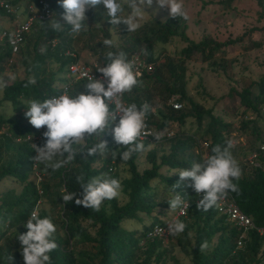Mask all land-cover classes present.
<instances>
[{
    "label": "trees",
    "instance_id": "trees-1",
    "mask_svg": "<svg viewBox=\"0 0 264 264\" xmlns=\"http://www.w3.org/2000/svg\"><path fill=\"white\" fill-rule=\"evenodd\" d=\"M36 1L16 0L15 2L26 6ZM234 1L237 0H223L220 4L223 8L228 9ZM254 1L260 8H263L264 0ZM46 2L49 5L52 4L53 7L51 8L56 9V13H53V19L61 23L64 29L54 31L50 25L51 21L38 23L42 27L39 26V29L32 36L34 41L29 51H26L25 55L20 54L19 56L20 66L24 69V78L12 81L6 88L1 90L0 104H8L15 113L13 118L6 119L0 116V129L5 130V135L3 134L2 137L3 139H9L10 143L18 145L20 149L10 156L5 164L1 165L0 163V183L4 180H13L21 188L18 193L13 192L12 189L0 193V264H24L18 236L26 234L27 229L24 224L36 207L37 202L47 196V185L43 180L39 186L41 195H38L34 181L31 179L32 151L29 145L26 142H14V139L23 138L34 131V127L24 115L28 107L27 101L31 99L43 101L58 94L56 84L54 85L56 82L55 77L64 73L66 65L73 62V60L63 57V52L67 47L74 49L73 43L79 41L76 34H71V26L65 24L61 19L64 9L60 7V0ZM0 16H4L1 10ZM55 17L60 19L57 20ZM140 30L142 32L141 40L148 53L146 64H150L151 68L148 72L142 70L138 78L140 81L138 85L140 83H150L151 80L159 82L158 72L161 65H156V68H153L157 60H153L150 54V49L155 43L166 44L170 39L177 38L184 44V47L179 51L177 61L166 64V72L170 83L167 82L163 85L164 91L169 96H177V99L173 101L179 103L181 108L177 111L172 110L169 106L165 109L161 108L157 111V115L155 112L161 124L156 125L154 117L151 118L152 126L157 129L159 127L163 128L169 123H176L181 126L185 119H193L196 130L201 133L208 145V158L213 154V147L219 145L223 148L227 145V135L230 133L231 125L225 123L220 117L214 116L211 110L203 109L187 97L183 82L185 73L183 62L192 55H198L201 63L215 66L216 56H221L224 59L227 46L237 44L245 52L258 48L259 45L251 41L244 45L247 34H243L232 41L228 40L223 44H218L210 39H202L195 43L185 36L184 20L181 17L173 19L170 16L162 23L157 20H150ZM53 40H56L58 44L51 48L50 42ZM28 42L23 39L21 46L25 44L28 46ZM36 42H41L40 48L42 51L40 53L36 51ZM2 47L0 62L9 58V49L7 46ZM129 47L133 46L130 45ZM4 49L5 51H3ZM19 51L20 49L17 53ZM122 51L127 53L128 60L133 55L132 51L128 49ZM48 61L57 65L55 71L48 72L47 66H45ZM107 62L106 56H104L101 59V64H96V72L99 67L104 66ZM30 78H34L36 83L29 84ZM86 84L85 82L72 84V91L70 89L68 91L69 95H76L79 92L86 93L87 90L84 88ZM138 85L134 86L131 92L135 91ZM129 93L124 94L126 104L135 103L139 107L141 103L146 102L137 103L136 99L131 100ZM231 95L237 98L238 105L243 111L242 114L249 111L257 119L262 120L264 125V73L255 83L239 92L230 88L228 96ZM241 127L243 129L250 127L255 134L254 121H242ZM42 134L43 132H40L39 146L44 143ZM196 140L194 137L176 140L169 146L168 153L159 157L158 163L154 154L147 155L150 167L138 172L136 170V160H138L141 152L133 153L131 159L122 162L119 155L127 148L123 145H117L113 136L104 133L101 135V141H107L108 151L105 153L107 161L101 163L99 167H96L99 154L87 156L80 154L78 151L76 158L64 167L55 171L46 170L45 174L48 177L46 181H55V185L62 187L63 195L76 192V198L81 199L82 189L77 183V176H83L84 182L103 174L116 179V176L112 175L115 170L110 171L111 167L115 168V163L123 165L128 173V177L120 183L121 192L126 197V201L121 205H117L114 199L107 200L108 212L103 207H100L99 211H95L85 208L83 205H77L75 198L68 204H65L61 199L57 223L62 228L64 243L55 241L58 247L49 253L51 264H149L151 260L156 263L161 256L158 249H163L161 242L157 239L146 240L143 243L141 241L153 224L165 222L174 214L175 210L170 211L169 215L166 216L163 210L167 208L155 202L150 186V183L154 180L167 188L172 193V197L178 193L188 199L186 216L178 220L184 222L185 219H188L190 222L186 225L184 232L179 234V237L184 236L191 246L190 264H259L260 259L264 257V235L259 237L254 232L248 233L242 247L236 250L235 240L239 235V231L224 222L223 218L216 213L215 207L208 211L198 209L199 199L195 204L197 200L196 192L189 187L192 182L190 180L180 181L179 175L175 174L178 170L190 169L193 162L199 163L197 158H195V161L190 160V155L187 153L195 146ZM95 143H97V140L93 136L86 141V145H73V147L78 150L82 149L86 153L87 149ZM1 155L0 152V159ZM257 163L258 167H251L250 175L240 177L239 180H233L239 190L237 192L229 191L228 194L238 210L250 218L254 226L264 227V153L259 154ZM162 167L166 168L167 175L159 173ZM37 169L42 174L40 164ZM178 183L180 186L175 188L174 185ZM50 203L54 204L55 202L51 201ZM158 208L161 211H156ZM139 215L151 219L147 225L142 226V231L136 233L121 226L126 220H139ZM39 216L40 218L45 217L42 211H39ZM83 222H88L90 227L94 229L92 235L82 227L81 223ZM3 227L4 230H2ZM188 232L191 235L187 236ZM170 237L172 236L169 235L166 242ZM2 240L4 243L1 242ZM205 241L210 246L207 253H204L200 247ZM213 241H215L214 244ZM258 254L261 257L260 259H258Z\"/></svg>",
    "mask_w": 264,
    "mask_h": 264
},
{
    "label": "rangeland",
    "instance_id": "rangeland-1",
    "mask_svg": "<svg viewBox=\"0 0 264 264\" xmlns=\"http://www.w3.org/2000/svg\"><path fill=\"white\" fill-rule=\"evenodd\" d=\"M15 1L16 0H12L15 7L19 8L22 6ZM45 1L50 2V0ZM221 1L223 0H182L184 9L188 15L186 20L182 18L184 20L185 36L187 39L195 43L202 39H210L218 44H223L228 40L232 41L243 34H247L244 39V45H247L248 41H251L257 43L259 47L244 52L242 47L237 44L227 46L225 48L224 59H222L221 56H216L215 66H211L208 63H201L198 55H192L188 60L183 62V67L185 69L183 82L185 85V93L188 98L203 109L211 110L214 116L220 117L225 123L231 125L230 133L227 135V140L231 141L233 144L230 152L233 158L238 162L242 172L241 177H246L251 174L252 168L246 165L245 159L249 153L257 149L259 144L264 143V125L262 120L257 119L249 111L242 114L243 111L238 105L237 98L233 95L228 96V90L232 88L239 92L243 88L255 83L264 73V5L263 8H260L254 0H237L230 4V8L225 9L220 4ZM119 2L126 7V0H119ZM50 5L53 7L52 4ZM52 10L55 14L56 9L52 8ZM145 11L143 17L139 19V28L134 32H129L127 27L123 24L116 26L112 25L108 21L109 17L104 11L103 6L98 7L96 10L87 11V19L85 21L87 28L82 30L79 34H76L79 41L75 44L73 43L78 59L84 64H101V59L107 56L109 51L117 53L124 49H128L138 57L139 61L146 64L148 53L141 40L142 32L140 29L150 20H157L162 23L169 18L170 15L169 11L160 8L155 3V0H153V4L150 7H145ZM18 16L23 17L20 13ZM59 19L60 18L57 20ZM64 23L67 24L65 21ZM39 26L42 27V25H38V23L34 24L33 31L24 36L25 42L29 41L27 43L28 46H26V44L21 46L19 48V53L11 58L10 63H7L6 60L0 62V78L8 80L10 77H14L9 83L24 78V69L20 66L19 56L20 54L25 55L26 51H29L34 41L32 36H34L35 31L39 29ZM11 27V20L5 16H0V33L2 30H7ZM105 39H111L113 41V46L106 47L103 45ZM130 45L133 47H129ZM2 46H5L4 42L0 41V50ZM40 47L41 42H36V51L39 53L42 51ZM183 47L184 44L177 38L170 39L166 44L155 43L151 47V57L153 60H157L153 68H156V65H161L158 72L159 82L151 80L150 83H140L135 91L129 93L131 100L136 99L137 103L146 101L151 107L155 108L157 115L158 110L167 108V103L170 100L177 99L175 95L169 96L164 91L163 85L167 82L170 83L168 73L166 72V64L168 62L174 63L177 61L179 58V51ZM3 51H5V49ZM1 52L2 51H0V53ZM45 66H47L48 72L55 71L57 68L56 64L50 63L49 61ZM55 78L56 82L54 85L56 84V87L64 84V73L56 75ZM72 87L71 85L70 91H72ZM1 90L2 89H0V98ZM0 116L8 119L15 117V113L8 104L2 103L0 104ZM242 121H254L256 129L255 134L250 127L243 129L241 127ZM154 122L156 125L161 124L158 116H155ZM166 129L173 133L172 139L162 142L144 143L145 150L140 153L138 160H136V170L138 172H142L150 167L147 161V155L151 153L154 154L155 160L158 163L159 157L162 154L168 153L170 145L176 140H183L186 137H194L195 140L197 139L195 141V146L187 152L190 155V160L195 161V158H197L198 162L201 164L207 160L203 157V151L197 148V143H206V140L202 137L201 133L196 130L193 119H185L181 126L176 123H169L167 126L163 128L159 127L157 130L163 133ZM44 131H46V127L42 129L41 133ZM3 132V129H0L1 165L5 164V162L10 159V156L14 155L15 152L20 149L18 145L10 143V141H8L9 139H3ZM105 133L110 135L109 131ZM98 139L101 141V136L100 138L96 137L97 142ZM106 161L107 156L105 153L99 155L96 167H99L101 163ZM40 166L43 182L47 185V196L41 198L37 202L36 207L39 205V211H42L45 217L51 218L57 229L54 234V239L63 244V231L60 224L57 223L59 220L60 201L63 196L62 187L55 185V181H46L48 177L45 174V166L43 164H40ZM115 168V172H113L112 175H115L116 179L121 183V181L128 177L127 169L119 163H115ZM159 173L167 175L166 168L162 167ZM150 186L155 202L167 208L163 210V213H166L165 215L168 216L171 209H169L170 206L167 200L172 197V193L167 188H164L157 180L152 181ZM20 188V185L13 180H4L0 183V193L9 189L18 193ZM114 200L117 205H121L126 201V197L122 194L121 189L119 196L114 198ZM51 201L55 203H50ZM100 207H103L104 210L108 212L109 207L107 200H105ZM156 211H161V209L158 208ZM138 218L139 220L137 221L126 220L121 226L128 231L140 232L142 231V226L147 225L151 219L144 215H139ZM184 222L186 225L190 223L188 219H185ZM81 225L89 234L92 235L94 233V229L90 227L88 222H83ZM4 229L3 227L2 230ZM188 235L189 232L187 233V236ZM178 238H180L179 235L172 236L168 239V242L162 244L163 249H158V253H161L159 260L156 263L151 260L149 264H190L191 246L189 241L184 236L181 237L180 240H178ZM1 242L4 243L3 240ZM214 242L215 241H213V244ZM209 250L210 246H207V248L202 251L207 253ZM260 258L258 254V259ZM259 264H264V257L260 259Z\"/></svg>",
    "mask_w": 264,
    "mask_h": 264
},
{
    "label": "clouds",
    "instance_id": "clouds-1",
    "mask_svg": "<svg viewBox=\"0 0 264 264\" xmlns=\"http://www.w3.org/2000/svg\"><path fill=\"white\" fill-rule=\"evenodd\" d=\"M155 3L160 8L167 9L173 19L188 18L182 0H155ZM152 4L153 0H126L125 7L119 0H60V7L64 9L61 19L71 26V34H79L87 28L86 12L103 6L112 25L123 24L129 32H134L140 26L139 19L146 12L145 7ZM51 27L54 31L64 29L55 19L51 21ZM103 45L112 47L113 41L105 39ZM106 60L108 62L97 70L102 74V79H94L91 76L84 86L86 93L69 95L65 91L43 101L36 99L27 101L25 118L37 130L46 127L42 134L44 143L40 146L32 144L33 151L37 153L33 158L35 165L43 164L45 170L55 171L73 161L78 151L87 156L103 155L108 151L107 141L98 139L86 153L82 149L74 148L73 145H86L89 138L93 136L100 138L109 130L115 143L127 148L119 155L122 162L131 159L133 153L145 150L144 143L138 142V139L142 135L151 134L145 131L146 118L148 113L154 112L155 109L146 102L139 107L135 103H124V94L131 92L133 87L138 85L141 73L123 51L117 53L109 51ZM80 75L87 77L89 73L81 72ZM11 79L14 77L8 80L0 78V89L6 88ZM28 83L35 84L36 81L30 78ZM162 136V133H157L154 138L158 141ZM232 147L231 141L223 148L217 145L212 148L213 154L203 164L193 163L190 169H181L175 173L179 175L180 181L190 180L192 183L189 187L198 195L203 193L197 204L198 209L208 211L226 197L229 191L239 190L233 180H239L242 172L238 162L231 155ZM76 180L82 189L80 193L82 199L76 198V192H70L62 196L64 203L68 204L75 198L77 205L95 211H99L105 200L117 198L121 189L120 181L106 174L93 177L87 182H84L83 176H77ZM179 186V183L174 185L175 188ZM167 202L171 211L179 209L181 214H184V209L188 207L178 193ZM24 227L27 229L26 234L18 236L24 264H51L49 253L58 247L54 239L57 229L51 218H40L37 205ZM185 228L186 224L178 219L167 224L170 236L183 233ZM207 246V242H203L201 250H205ZM10 259L12 260V257Z\"/></svg>",
    "mask_w": 264,
    "mask_h": 264
},
{
    "label": "built area",
    "instance_id": "built-area-1",
    "mask_svg": "<svg viewBox=\"0 0 264 264\" xmlns=\"http://www.w3.org/2000/svg\"><path fill=\"white\" fill-rule=\"evenodd\" d=\"M0 10L4 13V16L6 18L11 20L12 24V27L10 29L2 30L0 33V41H3L4 45L7 46V48L9 49V58L6 60L7 63H10L11 58L18 52L19 48L23 43L24 36L33 31L34 24L40 22H49L52 21L54 18V12L52 8L45 0H37L35 3H31L26 6H21L19 8L13 5L12 0H0ZM19 13L22 14L23 17H19ZM56 44H58V42L56 40H53L50 42V47L53 48ZM63 57L71 59L73 60V62H70L66 65L64 72V84L57 87L58 94L54 96L61 95L65 91L68 92L71 85L76 82L88 83L91 76L94 79H102V74L96 72V63H80L78 60V55L73 48H65L63 52ZM129 60L135 63L136 70H138L140 73L142 72V70H144L145 72L150 71V65L143 64L141 61L138 60V57L136 55H131L129 57ZM81 72H87L89 73V75L87 77H82L80 75ZM143 104L144 103H141L139 106ZM177 105L179 107H177ZM167 106H169L174 111H177L181 108V105L173 100H170L167 103ZM152 108L155 109L154 107ZM155 116V111L148 113L146 118L147 128L145 129V131L151 134L142 135L138 139V142H162L172 139L173 133L170 130L166 129L162 133V139L158 141L155 140V134L160 133L151 124V118H154ZM118 119L119 118H117L116 123H118ZM113 127H115V124H113ZM42 129L43 128L37 130L34 128L32 134L26 135L23 138L14 139L15 143L26 142L32 151L31 179L34 181L36 192L38 195H41V190L39 189V186L43 180V175L38 171V165H35V161L33 158L37 155V153L33 151L32 144L39 146V135ZM3 134L5 135V130ZM109 134L112 136L111 130H109ZM207 147V143H197V148L203 151V157L205 158H207ZM260 153H264V144L262 143L257 146V149L255 151H252L247 155L245 159L246 165H248L249 167H258L257 158ZM114 170V167L110 168V171ZM202 196L203 193H201L200 195L196 193L197 200L195 201V204H197L198 199L200 200ZM182 198L188 205V199L183 196ZM214 207L216 213L223 218L224 222L239 231V235L235 240L236 250L242 247L243 243L246 240V235L248 233L254 232L259 237L264 235V227L254 226L250 218H248L238 210L229 194L219 200L218 204ZM187 209L188 207L184 209V214H181L180 210L177 209L174 211V214L165 222L160 224H153L150 229L144 234L141 243L146 240L157 239L161 242V244H164L169 236L167 224L173 220L184 218L186 216Z\"/></svg>",
    "mask_w": 264,
    "mask_h": 264
},
{
    "label": "crops",
    "instance_id": "crops-1",
    "mask_svg": "<svg viewBox=\"0 0 264 264\" xmlns=\"http://www.w3.org/2000/svg\"><path fill=\"white\" fill-rule=\"evenodd\" d=\"M79 60V59H78ZM80 63H82V61L79 60ZM84 64V63H83Z\"/></svg>",
    "mask_w": 264,
    "mask_h": 264
},
{
    "label": "bare ground",
    "instance_id": "bare-ground-1",
    "mask_svg": "<svg viewBox=\"0 0 264 264\" xmlns=\"http://www.w3.org/2000/svg\"><path fill=\"white\" fill-rule=\"evenodd\" d=\"M15 56V55H14ZM4 131V130H3Z\"/></svg>",
    "mask_w": 264,
    "mask_h": 264
}]
</instances>
